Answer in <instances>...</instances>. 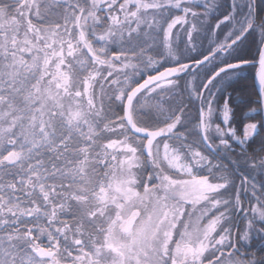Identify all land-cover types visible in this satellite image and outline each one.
Segmentation results:
<instances>
[{
	"label": "snow or ice",
	"instance_id": "1",
	"mask_svg": "<svg viewBox=\"0 0 264 264\" xmlns=\"http://www.w3.org/2000/svg\"><path fill=\"white\" fill-rule=\"evenodd\" d=\"M0 264H264V0H0Z\"/></svg>",
	"mask_w": 264,
	"mask_h": 264
},
{
	"label": "trees",
	"instance_id": "2",
	"mask_svg": "<svg viewBox=\"0 0 264 264\" xmlns=\"http://www.w3.org/2000/svg\"><path fill=\"white\" fill-rule=\"evenodd\" d=\"M246 75H248V74H246ZM251 78V77H250ZM262 245L259 243V242H257L256 243V248L258 249V248H260Z\"/></svg>",
	"mask_w": 264,
	"mask_h": 264
}]
</instances>
